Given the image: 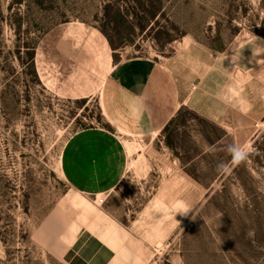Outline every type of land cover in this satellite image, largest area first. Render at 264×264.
<instances>
[{
    "label": "rangeland",
    "instance_id": "1",
    "mask_svg": "<svg viewBox=\"0 0 264 264\" xmlns=\"http://www.w3.org/2000/svg\"><path fill=\"white\" fill-rule=\"evenodd\" d=\"M70 23L98 27L129 56L165 61L189 52L199 63L254 43L264 58V0H0V264H81L69 249L80 222L61 153L74 133L100 127L99 101L59 97L32 74V54L44 68ZM242 73L235 79L245 89L254 76ZM231 78L220 83L226 108L235 96ZM202 79L194 83L195 110H180L172 140L130 148L148 150L163 176L177 170L180 211L188 210L152 264H264V122L242 133L216 124L203 105L223 104L225 87L214 82L203 93ZM233 144L252 148L239 166L227 152ZM220 163L228 170L218 172ZM131 186L120 195L140 199Z\"/></svg>",
    "mask_w": 264,
    "mask_h": 264
},
{
    "label": "crops",
    "instance_id": "2",
    "mask_svg": "<svg viewBox=\"0 0 264 264\" xmlns=\"http://www.w3.org/2000/svg\"><path fill=\"white\" fill-rule=\"evenodd\" d=\"M68 25L69 32L50 46L53 55L40 70L36 54L40 80L48 91L68 100L97 98L104 122L113 128L79 130L62 150L63 178L74 192L72 200L77 197L73 220L80 222L70 252L81 264H152L185 215L179 207V181L173 176L177 170L166 168L163 176L161 163L148 150L133 154L130 148L172 140L169 132L180 110L185 104L195 110L194 83L200 75L203 93L214 82L225 87L219 91L222 106L203 105L216 124L242 133V126L264 122L263 54L251 43L250 48L242 44L215 53L214 60L208 54L196 63L187 52L162 61L157 56H129L123 48L114 51L98 27ZM242 72L254 76L245 89L235 79ZM228 77L235 79V96L232 100L230 95L226 108L227 86L220 83ZM156 168L160 175L150 176ZM140 171L144 176L137 178ZM126 183L140 190V199L120 195Z\"/></svg>",
    "mask_w": 264,
    "mask_h": 264
},
{
    "label": "clouds",
    "instance_id": "3",
    "mask_svg": "<svg viewBox=\"0 0 264 264\" xmlns=\"http://www.w3.org/2000/svg\"><path fill=\"white\" fill-rule=\"evenodd\" d=\"M227 152L231 156V164L235 166H239L240 164L247 161L249 158L252 148L250 145L244 144V145H238L233 144L229 145L227 147ZM228 170V165L224 163H220L217 165V171L218 172H224ZM188 212L187 209L182 210V214H186Z\"/></svg>",
    "mask_w": 264,
    "mask_h": 264
},
{
    "label": "trees",
    "instance_id": "4",
    "mask_svg": "<svg viewBox=\"0 0 264 264\" xmlns=\"http://www.w3.org/2000/svg\"><path fill=\"white\" fill-rule=\"evenodd\" d=\"M101 31L104 33V35L109 40L110 45H111V47L113 48L114 51H117V50L123 48L122 46H116V44H114L113 40L109 38L108 34L105 31H103V30H101ZM117 59L118 58L116 57V60ZM32 63H33L34 71H35V72H32V74L34 76V79H35V81H36L37 84L43 85L42 82H41V80H40V77L38 75L37 69H36V54H34V53L32 54ZM98 121L100 123V127L101 128L106 129V130H109V131H112L113 130V128H112V126L110 124H107V123L104 122V118L102 116V111H101L100 108H99V114H98ZM88 128H90V127H86V128H83V129H88ZM218 210H220V208H218ZM188 232H189V229H187L184 232V236H186L188 234Z\"/></svg>",
    "mask_w": 264,
    "mask_h": 264
},
{
    "label": "built area",
    "instance_id": "5",
    "mask_svg": "<svg viewBox=\"0 0 264 264\" xmlns=\"http://www.w3.org/2000/svg\"><path fill=\"white\" fill-rule=\"evenodd\" d=\"M98 202H99L100 204H103V203H104V199L102 198V199L98 200Z\"/></svg>",
    "mask_w": 264,
    "mask_h": 264
}]
</instances>
